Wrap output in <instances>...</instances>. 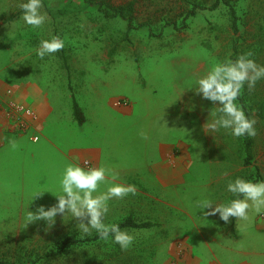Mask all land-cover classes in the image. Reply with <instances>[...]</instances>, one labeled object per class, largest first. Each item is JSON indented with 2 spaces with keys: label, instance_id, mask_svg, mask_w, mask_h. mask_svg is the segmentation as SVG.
Listing matches in <instances>:
<instances>
[{
  "label": "rangeland",
  "instance_id": "374dc122",
  "mask_svg": "<svg viewBox=\"0 0 264 264\" xmlns=\"http://www.w3.org/2000/svg\"><path fill=\"white\" fill-rule=\"evenodd\" d=\"M22 2L0 0V264H264V210L226 223L201 207L236 199L229 181L264 179V79L252 89L245 84L236 101L256 121L250 164L243 136L205 132L219 102L195 91L217 63L250 53L264 65V0L230 1L238 33L229 6L213 9L216 0H200L202 9L187 20L183 0H139L130 32L85 0H42L45 20L34 27L23 19ZM54 37L63 48L41 59V40ZM72 96L86 125L74 119ZM15 99L35 112L25 130L3 117ZM164 161L180 180L155 189L152 167ZM69 163L106 169L93 195L113 183L135 185L134 194L109 200L103 217L105 224H151L122 228L134 236L127 249L111 237L94 239V229L83 233L70 212L57 214L51 227L29 223V212L57 203ZM37 191L44 193L34 197ZM69 236L87 241L50 257Z\"/></svg>",
  "mask_w": 264,
  "mask_h": 264
},
{
  "label": "clouds",
  "instance_id": "9594fccd",
  "mask_svg": "<svg viewBox=\"0 0 264 264\" xmlns=\"http://www.w3.org/2000/svg\"><path fill=\"white\" fill-rule=\"evenodd\" d=\"M41 4L42 0H23L20 8L23 10L26 24L39 27L44 23L45 16L40 12ZM63 46V40L59 37L41 40L36 54L43 59L46 55L59 51ZM250 55L241 54L234 61L217 63L207 75L197 80L196 93L203 99L219 102L215 111L211 112L212 118L207 119L203 125L205 132L214 133L223 128L229 129L231 135L235 137L245 135L251 137L256 134L255 119L249 118L236 103L245 84L252 89L258 80L264 79V65H258L249 58ZM105 179L104 167L85 168L80 164L69 163L60 181L61 194L56 195L57 203L47 209L41 205L35 213L29 212V223L42 219L51 227L57 214L64 215L65 212H70L79 220L78 227L83 233H90L94 229L100 239L108 241L111 237L122 249H127L132 244L134 236L122 230L119 224H105L103 217L108 212L109 200L113 197L123 198L129 193L134 194L136 188L132 184L113 183L106 192L93 195L97 192L100 182ZM227 190L237 198L227 204H215V207H212L211 201H203L202 209L210 210L205 215L219 213L220 219L227 223L230 216L247 219L250 208H254L257 213L264 210V181L252 182L238 177L228 182ZM43 193L37 191L34 197Z\"/></svg>",
  "mask_w": 264,
  "mask_h": 264
},
{
  "label": "trees",
  "instance_id": "16d2710c",
  "mask_svg": "<svg viewBox=\"0 0 264 264\" xmlns=\"http://www.w3.org/2000/svg\"><path fill=\"white\" fill-rule=\"evenodd\" d=\"M187 5L188 9L185 10V20L190 18L191 16H194L197 13L198 9H202V6L200 4V0H183ZM232 0H216L215 4L213 5V9H216L218 5L223 2L224 4L228 5L230 8V15L232 18V26L235 33H238V16L237 11L234 6V2L231 3ZM235 2L237 0H234ZM86 3L90 4L91 6H95L97 10L108 19H120L128 24V31H132L134 29H137V26H135V20L137 19L138 13H139V0H128L124 3L117 4L114 0H85ZM23 12V10H22ZM13 18H9L6 20V22L11 21ZM172 23L176 25V21L173 20ZM73 104V115L74 119L79 125H83L86 122L85 114L79 105L78 101L76 100L75 96H72ZM246 115L251 118V114L249 112H246ZM244 142H245V149L247 152V160L246 163L250 164L251 160L253 159V148H254V139L247 135L243 136ZM258 180H255L254 182H257ZM260 181H264V179H260ZM242 198V197H241ZM235 220V217L233 218V221ZM120 228H133V229H144L149 228L151 224L149 223H143L138 224L135 223L131 218L127 219L123 223H121ZM99 236L97 235L94 239H97ZM87 240L78 239L74 236H69L65 238L59 250L50 252V257H57L62 256L65 252H67L70 248L76 247L78 245H81L83 242Z\"/></svg>",
  "mask_w": 264,
  "mask_h": 264
},
{
  "label": "crops",
  "instance_id": "0c3cea01",
  "mask_svg": "<svg viewBox=\"0 0 264 264\" xmlns=\"http://www.w3.org/2000/svg\"><path fill=\"white\" fill-rule=\"evenodd\" d=\"M15 101H17L16 99L13 100V102L15 103ZM74 116V115H73ZM87 122V121H86ZM86 122L83 124V125H86ZM79 125V124H78ZM83 125H80V126H83ZM82 137V136H80ZM78 141L80 143H83L84 141L80 138H78ZM51 143V142H50ZM173 144L172 142L168 143L167 144V147L165 146V151H167V154L165 157V159L167 158V160L171 159L173 156L172 154V148H173ZM170 161V160H169ZM155 169L154 171V179H153V188L155 189H159V188H164L163 186L164 185H167L169 186L170 188H172V186H174V183L176 180H180V172L177 170V172H175V170L173 169V167L170 165L169 162H163V165H155V167H152ZM144 169V168H143ZM131 173L132 171H135V172H141V167L139 169H133V170H129ZM153 172V171H152ZM142 173H144V171H142ZM156 176V178H155ZM142 181L147 182L146 178H145V175L142 174ZM148 183V182H147Z\"/></svg>",
  "mask_w": 264,
  "mask_h": 264
},
{
  "label": "built area",
  "instance_id": "2783aa9c",
  "mask_svg": "<svg viewBox=\"0 0 264 264\" xmlns=\"http://www.w3.org/2000/svg\"><path fill=\"white\" fill-rule=\"evenodd\" d=\"M6 116H3L8 120V123L18 124L19 129L25 130L29 127V120H35V112L27 109L20 104L12 102L7 110L4 111ZM32 140L38 142V136H33Z\"/></svg>",
  "mask_w": 264,
  "mask_h": 264
}]
</instances>
